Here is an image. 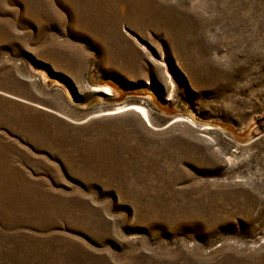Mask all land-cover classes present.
I'll list each match as a JSON object with an SVG mask.
<instances>
[{
    "label": "rangeland",
    "instance_id": "rangeland-1",
    "mask_svg": "<svg viewBox=\"0 0 264 264\" xmlns=\"http://www.w3.org/2000/svg\"><path fill=\"white\" fill-rule=\"evenodd\" d=\"M0 264H264V0H0Z\"/></svg>",
    "mask_w": 264,
    "mask_h": 264
}]
</instances>
